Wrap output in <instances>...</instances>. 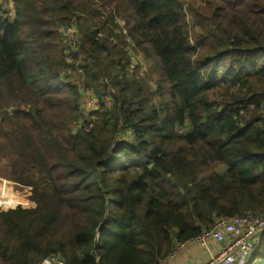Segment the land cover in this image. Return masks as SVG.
<instances>
[{"label": "trees", "instance_id": "1", "mask_svg": "<svg viewBox=\"0 0 264 264\" xmlns=\"http://www.w3.org/2000/svg\"><path fill=\"white\" fill-rule=\"evenodd\" d=\"M10 7L0 2V158L31 205H0V264H161L220 218L264 214V0ZM74 19L82 42L69 54L61 30ZM128 44L158 60L166 87L153 90L142 61L131 74ZM68 55L106 68L117 92L79 129ZM247 264H264V233Z\"/></svg>", "mask_w": 264, "mask_h": 264}, {"label": "rangeland", "instance_id": "2", "mask_svg": "<svg viewBox=\"0 0 264 264\" xmlns=\"http://www.w3.org/2000/svg\"><path fill=\"white\" fill-rule=\"evenodd\" d=\"M1 3L4 4V7L9 9L10 6L14 5L15 0H0ZM7 6V7H6ZM187 13V19L189 20L191 25L193 26L194 17L190 12ZM74 14L70 16L72 18ZM71 20V19H70ZM119 23H121V26L124 25V22L119 19ZM70 23H75L77 25V29L79 33L82 34L77 21L74 19ZM69 24V23H68ZM68 26V25H67ZM62 28V27H61ZM64 26L61 30V35L64 37V43H67L69 46L68 53H74L70 51L71 47V37L66 36L64 34ZM117 33L118 30H117ZM127 34V32H124ZM102 36V35H100ZM127 43H130L132 39L124 38ZM81 42L82 38L80 40L79 44V51L81 49ZM123 47V45H121ZM124 48V47H123ZM129 52L133 51L132 54V65H131V74L136 69L138 62L142 61V73L140 69V73L142 76H150V68L152 69V72L154 75L151 80H149L150 86L153 88V90H157L159 85H163L166 87V84L163 82L161 67L159 66V62L157 59H149L146 58V56L140 52V50H135V48L132 45L127 46L126 48ZM78 51V52H79ZM142 53V55L140 54ZM134 57V58H133ZM67 60L70 61L69 64H71V67L67 68L62 73V78L64 80L73 82L77 84L79 87V91H81V107H80V114L81 117H79V120L77 121L76 125L74 126L75 129H79L87 124V122H92L96 118V113L99 111H105L106 108H112L115 102V94L117 93L115 88L113 87L111 77L108 76V72L106 68L100 66V65H92L91 66V72L88 73L85 68L82 67L83 61H81V58H78V60H71L70 55L67 56ZM106 67V66H105ZM135 67V68H134ZM141 67V68H142ZM92 71L93 72H99L100 78L98 80H93L92 77ZM149 72V73H148ZM148 73V74H146ZM144 74V75H143ZM152 102H157L155 99L152 100ZM86 105L93 106L91 108H87ZM93 128V124L91 126L87 127V130H90ZM131 131H122L120 135V139L124 138H131ZM13 204V205H23L25 207L31 205L29 202V191L28 189H25L15 182L13 179V175L11 173V167H10V160L7 158H0V205L4 203Z\"/></svg>", "mask_w": 264, "mask_h": 264}, {"label": "built area", "instance_id": "3", "mask_svg": "<svg viewBox=\"0 0 264 264\" xmlns=\"http://www.w3.org/2000/svg\"><path fill=\"white\" fill-rule=\"evenodd\" d=\"M124 32L127 31L124 30ZM64 34L67 37H71L70 51L78 52L82 34L79 33L77 25L75 23L68 24L64 28ZM100 35L102 34L99 33ZM142 69L143 67L141 68V73ZM86 107L91 108L93 106L86 105ZM263 233L264 214H247L240 217L220 218L212 228L204 229L199 236L189 242L203 247L210 254V261L205 264H247L260 247ZM211 242H217L221 246V251L214 252L211 247ZM187 243H180L170 256L176 255ZM41 264L67 263L59 256L51 255L45 258Z\"/></svg>", "mask_w": 264, "mask_h": 264}, {"label": "crops", "instance_id": "4", "mask_svg": "<svg viewBox=\"0 0 264 264\" xmlns=\"http://www.w3.org/2000/svg\"><path fill=\"white\" fill-rule=\"evenodd\" d=\"M211 247L214 252L221 251V246L217 242H211ZM209 261L210 254L203 247L188 242L176 255L170 256L161 264H205Z\"/></svg>", "mask_w": 264, "mask_h": 264}]
</instances>
